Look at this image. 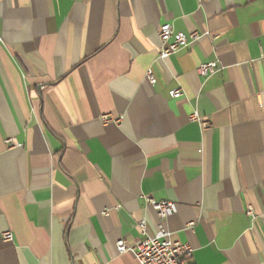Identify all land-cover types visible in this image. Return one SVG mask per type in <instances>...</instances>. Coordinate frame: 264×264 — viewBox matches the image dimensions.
<instances>
[{
  "label": "crops",
  "instance_id": "obj_1",
  "mask_svg": "<svg viewBox=\"0 0 264 264\" xmlns=\"http://www.w3.org/2000/svg\"><path fill=\"white\" fill-rule=\"evenodd\" d=\"M165 24L199 39L161 60ZM161 227L264 264V0H0V264H138Z\"/></svg>",
  "mask_w": 264,
  "mask_h": 264
},
{
  "label": "built area",
  "instance_id": "obj_2",
  "mask_svg": "<svg viewBox=\"0 0 264 264\" xmlns=\"http://www.w3.org/2000/svg\"><path fill=\"white\" fill-rule=\"evenodd\" d=\"M158 37L161 43L159 53L160 59L164 60L177 53L180 49L189 44V38L194 40L199 39L197 33L188 37L184 33H175L172 25L165 24L160 27ZM215 63L201 64L197 68V73L203 77L208 78L217 72ZM147 78L151 84H155L156 79L151 71L148 72ZM182 96L180 90L172 91L171 97L178 99ZM105 122H110V119L103 117ZM191 121L200 122L203 128L207 129L209 123L203 121L198 114L191 116ZM146 202L157 213L160 219H167L177 213L178 207L176 203L169 201L158 202L151 197H146ZM140 227L143 232L146 230L145 223H141ZM4 241L12 242L14 236L10 232L3 234ZM119 253H133L138 264H187V259L193 253V249L188 244H182L171 240V234L164 228H160L158 234L145 241L138 242L134 247H129L124 240L117 243Z\"/></svg>",
  "mask_w": 264,
  "mask_h": 264
}]
</instances>
